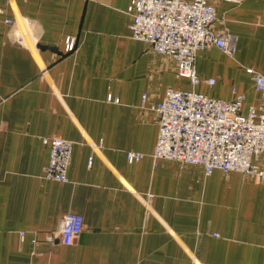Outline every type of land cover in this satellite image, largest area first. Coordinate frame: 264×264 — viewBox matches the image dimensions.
Segmentation results:
<instances>
[{
  "label": "crops",
  "instance_id": "obj_1",
  "mask_svg": "<svg viewBox=\"0 0 264 264\" xmlns=\"http://www.w3.org/2000/svg\"><path fill=\"white\" fill-rule=\"evenodd\" d=\"M210 1L215 32L237 51L198 53L194 90L244 95L247 114L264 106L246 72L264 76V0ZM130 4L0 0V264H264V181L153 158L159 126L142 96L193 88L133 39ZM45 138L74 143L67 183L44 177ZM129 152L143 161L129 164ZM70 213L84 230L63 244Z\"/></svg>",
  "mask_w": 264,
  "mask_h": 264
},
{
  "label": "built area",
  "instance_id": "obj_2",
  "mask_svg": "<svg viewBox=\"0 0 264 264\" xmlns=\"http://www.w3.org/2000/svg\"><path fill=\"white\" fill-rule=\"evenodd\" d=\"M127 10L133 39L148 44L155 55L171 59L175 74L187 79L193 88L169 89L159 103H151L147 93L142 96L140 108L153 113L159 126L153 158L198 166L207 177L215 171L225 175L236 172L263 182L264 168L258 162L264 155V106L251 107L244 114V95L224 102L194 90L201 83L196 72L198 53L215 47L235 59L236 38L214 30L217 8L210 0H131ZM17 42L22 43L20 36ZM66 45L68 52L75 51L73 40L68 39ZM246 72L253 77L256 91L264 96V76L252 69ZM207 84L214 85L215 81L208 80ZM109 101L118 103L112 96ZM43 144L50 148L44 177L67 183L74 143L45 138ZM126 158L129 164H136L144 156L129 152ZM61 226V242L72 244L84 230L83 218L67 214Z\"/></svg>",
  "mask_w": 264,
  "mask_h": 264
},
{
  "label": "water",
  "instance_id": "obj_3",
  "mask_svg": "<svg viewBox=\"0 0 264 264\" xmlns=\"http://www.w3.org/2000/svg\"><path fill=\"white\" fill-rule=\"evenodd\" d=\"M60 240H61V237H60Z\"/></svg>",
  "mask_w": 264,
  "mask_h": 264
}]
</instances>
